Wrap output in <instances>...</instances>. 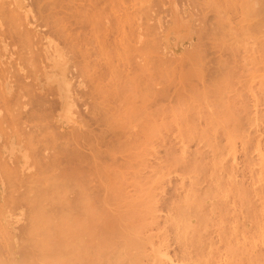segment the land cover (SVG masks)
<instances>
[{
  "label": "bare ground",
  "instance_id": "6f19581e",
  "mask_svg": "<svg viewBox=\"0 0 264 264\" xmlns=\"http://www.w3.org/2000/svg\"><path fill=\"white\" fill-rule=\"evenodd\" d=\"M4 1L0 0V28H1L0 35L2 34V29H3L6 35L7 34L10 35L8 36L10 38L5 37L6 39H9L8 40V43H9L10 41L12 42V40L14 39V34H15L16 35L15 38H19V43L18 42L16 43L18 39L17 40L14 39L15 43L13 40L12 44L20 45V47H22V50L20 49V47L19 49L16 47L17 50H15L11 45L10 47L12 49H10L9 44L6 43L7 40H4V39H3L4 42H2V44L3 45L4 43L7 44L11 52L17 51V54H19L21 51L24 50V52H26V56H24L25 55L24 52H23L24 55H18L19 57L17 58V61L18 60L19 61L18 62L15 60L13 61L15 63L17 62L15 66L12 63V61H10L12 65L11 63H8V65H11V66H7V67L4 64V62L6 63L7 60L6 61L3 60L4 62L2 63L0 62V76H1L0 86L2 87L1 93L4 92V93H8V94L10 93L11 95L12 94L14 95V96L12 95L13 100H11L12 96H10L11 99L9 100L11 101L5 100L7 96L5 98L3 97L2 100L0 99V101L2 102L6 101L2 107L4 111L1 110L2 105L0 106L1 108L0 110L3 112H5L6 110L7 111L6 114H8L9 112L8 116L3 115V119L4 117H6V121H8L7 119H9V124L8 122L7 124L10 125V122H11V127H9L11 128V131H12V128L15 126V124L17 126L19 123V126H18L19 128L17 127L16 129H19L20 131L24 130V129L21 130V127L24 126L25 128V130L23 131L24 133L21 132L19 134H22V133L24 134V140H25L26 145L24 141H23L24 145L23 144L21 145L26 146V148L28 149H25L26 151L25 150H21V151H25L26 152V153L24 152L25 155L27 153H31L29 154L30 156L28 154L27 155L28 157H30V159H32L31 162H29L30 160H26V159H29L26 157L27 155L24 158V160L29 162L30 164V165L28 164L30 166L29 168L30 171L28 169L27 163L25 164V161L17 165L15 162L17 160L16 158H14V156L13 158L15 160H13V158L12 160L5 159V158L4 160L0 159V204H1L0 205V216L2 215L1 214L2 205H5L4 207H7V210L9 208V210L11 211L13 210L17 211V209H20V211H24L23 218H21V221H23L24 219V222H25L24 225L22 224L23 228H21L22 225L20 224L21 223L20 222L19 225L21 226L20 227L17 226L16 230L20 231L19 238L21 235L20 241L19 239H17V242L23 243L21 242L22 240L24 241L25 244L22 245L19 243V246L16 247L18 251L15 254L21 253L19 263L16 262V264H214V262L212 261V258L213 256H215V253L213 255L210 254V249H211V246L213 248V245L215 244L216 241L212 242V239H211V243L209 244V243H206V240L203 238L205 232L209 228H213L214 229L213 232L218 234V236H220L221 238L222 232H226L227 230L236 231L237 228H240L239 226H237V223L240 221L237 219L238 218L237 214L239 215L242 214L241 217L244 214H246L245 216H247L246 217L247 221L249 219L251 223L253 222L252 224L253 226L256 225L255 228H257V230L260 233H264V108L262 109L258 108L259 105H264V79H262L264 78V60H263L264 58L262 56H260L261 58L259 57V59L258 57H256L258 60V62L256 60V63H262L263 65L262 67H257V68L252 67L253 69L249 70L250 68L245 66L246 70L248 68V72H246L243 66L244 70L242 71L249 73L247 74L248 77H246L245 75L246 73L244 75H243L244 72L240 73L242 67L241 69L236 67L238 65L237 63L238 60H236L234 56H236L235 54L238 52V50L237 52L235 50L239 48L237 46L236 48L234 44V48L236 49H232L233 45L227 44L228 41H226L227 42L226 45L223 43L228 38L229 39L232 38V35H233L232 33L235 31L234 30L235 28L237 29V27H234V28H231V27L235 25L236 22H239L235 26H239L241 33L242 31L244 33V34L242 33L243 36L248 34L251 31V29L249 32L248 30H245L246 28H249L251 26L254 28L253 31L256 30V33H258L259 31L260 33L264 32V15H263L264 13L262 12L264 8H262L263 6L261 7V3H259L258 0H235V1L232 0V2L234 1L235 5H233L234 3L232 2L230 3L229 2L230 0H227V2H229V5L227 2L223 3V1L225 0H221L222 3L224 5L227 4L228 7L232 4L236 8V6H238L237 4H239V6H241L239 9L240 12H241V9H244V7H245L244 9L245 11H247L246 10L247 7L248 9L254 6L258 8L257 12L254 11L255 7L252 8V10H250L251 9L250 8L249 9L250 12H248L249 10L247 11L248 13L247 16L248 15L250 16V14H254L252 17L250 16L251 17L250 19L246 18L247 17L245 16L246 14L245 15L243 14L245 12L242 11L241 15H239L242 18L241 17L236 18V20H234L236 21L235 24L231 22L232 23L231 26L230 24L229 25L227 24V26L233 30V32L231 33L232 34L231 38L229 37L230 34H228L229 36L223 34V31L227 30V29L224 30L223 24H226L227 22L230 23L229 21L230 13L228 14L229 16L225 13L227 5L225 6V9H224L225 11H224L223 9L220 8L221 6L217 7L218 4L217 5L215 4L217 0H215V3H213V5H212L213 0L212 1L208 0L209 2H211L210 7L208 4V1L206 0L207 5H208L206 6L208 8H211V10L207 9V7L205 6L207 10L204 9L203 11L205 12L207 11V13H209L208 10L211 12L214 9V12L216 13V15L218 16L220 15L223 18L224 17L223 14H225L226 15L225 18L228 17V19H226L228 21L225 20L226 23L224 21L225 18L223 19L221 18V20L223 21V22L221 21L223 23L222 24L223 26H221V29H223V31L220 29V27L218 28V30L220 29L221 33L224 36L223 35L221 36L220 33L216 34L215 32H213L214 28L216 32L218 30L216 29V27L213 28L209 24L212 21V20L210 21V17L209 19H206V20L209 21L208 24L212 27V30H210V32L214 33V34L212 33L213 37L215 36V34L220 35L222 37V38L220 37V40L222 39L223 41L221 40L222 43L221 42L219 43L224 44V46H227V47L230 45V48H226V47L223 48V45L221 47V44L218 45V43H215L217 44L215 45L216 48L214 47L215 50L221 51L219 47L224 50H227L225 52L231 51L230 53H232L234 50L235 52V53L233 52L234 55L229 54L230 56H226V59L227 57L231 58V55H233L235 60L232 57L230 61L231 62L234 61L233 66L234 65L236 66L231 68L230 65L232 66V63L229 62L230 64L229 65L228 64L229 60H228L227 61L228 66L221 64V66H223L221 67L219 65L222 62L220 61L219 63L218 61L221 55L218 56L219 57L218 59L214 58L216 59L215 61L216 62L218 61L219 64L215 62H212V63L213 64L215 63L218 65V68L216 65V68L218 70H220L221 68L220 70L221 72L218 71V74H217L218 76L219 74L220 76H222L221 78L219 77L220 79L216 78L218 77L215 74L217 72L215 70L217 69L214 68V65L211 62L210 63L212 64L213 67L210 66V68L212 67L214 69L213 71L215 72L212 73V71L209 70L210 69L209 67H208L209 69L202 68V72H205V69H208L209 71L207 70L208 71L207 73L211 72L212 74L211 73L209 74H211V77L216 76L215 78L209 77L210 75L208 76L205 75L206 72L203 74L205 76H202L200 73H198V70H196L197 71L196 72V71H193L187 68V70H190L191 72L193 71L194 74L201 75L202 79L203 77L206 78L207 76V79L204 78L203 79L204 82H203L200 80L201 78L198 79L200 76L197 78V76L194 75L195 80H197L196 82V81H193L194 78H191L193 77L191 73L186 72V75L187 73L191 75V77L188 76L191 79L190 80L186 79V80L190 81V83L192 82L191 85L189 84L190 86H188V84H184L186 85L185 88H187V86L190 87V88H187L188 90L186 89L180 90V89H184V88H181V85L185 81L181 82L180 85H176L178 83L175 82V78L170 79L172 77L171 75L172 74L174 75L176 73V72L172 73L174 70L172 71L171 70L172 67L170 66L176 63L177 57L176 58L172 57V59H175L174 60L175 62H172L173 60H171V58L167 59L168 61L170 60L173 63L172 64L169 61L170 62L169 64L165 60V58L160 56L161 53L163 55L164 49L161 48L163 50L161 52L159 50L160 49L159 47L162 46L160 44L161 42L160 43L157 42L159 37L157 38L156 36H160L159 31H158V34L156 33L157 35L154 37L155 35L154 25L157 26L158 24L156 22L157 21L156 19L158 18L157 16L159 14L155 16L156 19H152V15L154 16V13H155V9L153 8L158 5H159L158 7H160V3L157 5V2H161V0L159 1L157 0V2H152V3L151 1L145 0L146 4H143L144 2L143 0V2L141 3L143 5H139V6L129 4L128 6L129 8L134 6V9H130V11L129 9H127L128 0H126L127 5L126 3H124L125 0H32V2L34 1V4L31 2V5H35L34 9H36V11L40 15L44 14V12L45 14L47 13V15L44 17L45 19L47 17L48 20L47 21L45 20L46 22L43 21V23L44 25L47 26V29H48V26L50 27L49 29L50 33L48 32L47 34H51L52 32L56 34L54 35L52 33L53 36H56V42L55 40L51 39L50 37L51 35L41 36V34L38 35L37 33V29H36L37 24H39L40 26L43 25L42 22L40 21V19L43 18V15L36 17L37 15H39L37 14V12H36L37 15H33L35 14L34 10L29 8L31 12L34 11L33 13H30V10L23 9L24 5L20 6V2H18V0L13 3H12L13 0H11V2H9L10 0L7 1L8 8H5L4 5L6 3ZM24 1L26 0H23V2ZM132 1L133 0L131 1L129 0L130 3ZM164 1L166 2V0ZM197 1H199L198 2L199 4L200 2H202V0L201 1L197 0ZM28 2H25V3H28ZM260 2L262 1L260 0ZM123 3L126 5L125 10H123L124 8H122L124 6ZM153 3H156V4H153ZM179 3L180 2H178L177 4L181 6L182 3L181 4ZM185 3H188V2H185ZM190 3L194 4V2H191V0H190ZM205 3H202V5L203 4L205 5ZM170 4L171 3L169 2V5ZM174 4H176V2ZM214 4L218 9H221L222 11L219 10L217 12L216 7L212 8ZM258 4H260V7H261L260 9L258 6H256ZM27 5L28 4H25V7ZM195 5H196V2H195ZM106 6H111V7L113 6L112 8L110 7L111 9H114L115 7H119L120 9L122 8L120 12L124 11L122 12L124 19H125V20L123 19L124 22L125 21L129 22L132 20V23L129 25L130 27L128 28L127 26V29H126V33H127V30L132 29L130 32H128L129 34L131 33V35H129L128 33L123 34L120 32L121 36L126 35V37L124 36V41H123V38L120 36L121 40L124 42V43L123 42L122 43L120 42V43L124 44L123 46L125 47L122 50L123 46L117 45L119 46V48H121L120 50L122 51L121 52L120 50H117V53L118 51H120L119 56L123 53V56L121 55L122 58H120L117 55V59L119 57L120 60L122 61L124 57L123 59L124 63L123 62L122 63L123 65L124 64L126 65L125 66L126 69L123 68L124 66L122 67V65L120 64L123 69L122 68L119 69L121 70L119 73V76H116L118 77L116 78L118 82L116 83L114 82L115 84L112 86L113 89L108 87L109 84L108 86L107 84H105L107 78L105 79L104 84H101L99 82L100 85L104 86V87L101 86L102 88H104L102 90L106 89L105 86L108 87V89H106V92L107 93L110 92L108 94L111 95L112 99L108 96H105L103 98L100 97L101 98L100 99L99 96L102 95V93L100 92L101 87L99 88L100 85H98V83L92 82V81H97V79L91 78L92 80H90V78H87V76L89 75H91L89 77H93L97 73H102V72L96 71L97 72L96 73L94 71L95 73H93L92 71L89 70L90 71V74H89V72H87L88 67L85 68V66L89 65L90 63L89 64L87 63V65H85L86 62L85 64L81 62V59L82 57L85 56L84 55L85 53L89 58L90 52L89 53L85 52L86 51L85 49L90 48L89 50L91 51L94 48L93 44H91L93 48L88 46L89 43H92L91 41L88 40V36L86 35H85L86 37L84 36L87 39L82 37V32L84 34L86 33L84 32V30L87 27V25L84 28L83 26L87 23H88V26L92 25L90 26L91 29L90 28L88 29L91 30L90 34L93 33V36L94 34H98L99 31L101 32V28L104 26L103 35H101L100 33V35L103 36L102 38L103 41L101 40V44L103 43L102 44L103 46H108V49H110L111 43H109L110 39H108L109 38L108 34L113 31L109 33L108 31H110L109 28L111 29V25L114 20L113 21L110 20L112 22L111 24L109 23L110 21L108 19L110 18L108 17L110 16H108V13L111 11L109 8H106ZM161 6L164 7L163 4ZM239 6L237 8H239ZM190 7H192L191 10H194V11L197 8L196 7L195 9H193V7H195L193 5H191ZM228 7H227V10L229 11L230 7L229 8ZM234 7L231 8L230 12L231 14L233 12V14L235 15L233 14L232 15L236 17L238 11L237 13H235L237 9L232 11L233 9H235ZM107 9H108V13H106ZM198 9L200 10V12H198L199 11ZM197 10L198 11H195V12H198L197 16L199 18L200 17L204 18L203 21L205 22L206 13L205 14L203 13L205 15V16L203 15L204 16L203 17L201 16L202 15L201 8H197ZM156 12L158 13V10ZM240 12L238 14H240ZM163 13L164 12L160 13V15L161 14L163 15ZM199 13L201 14L199 15ZM31 14L33 16H31ZM142 14H145V16H143ZM192 14H189V16ZM242 14L244 16H242ZM114 15L116 14L114 13ZM117 15L119 14L117 13ZM164 15L166 16V13ZM197 16H195L196 19H197ZM218 16H216L217 17L216 20L219 19ZM116 17H115L116 19L115 21L120 22V20H118L119 16L118 18ZM163 17L161 18L164 21L166 17L164 18ZM183 17L184 16H182V18ZM253 17L255 18L254 20H253ZM36 18L39 19L40 22L37 23L35 20ZM186 18H183V19L185 20ZM243 18L244 20L248 19L247 23H250V25L247 24L249 25L248 27H246L247 26L246 23H241L243 21ZM111 19H114V18H111ZM143 19H145L146 21L145 22L142 21ZM196 19L195 21H197ZM149 20H155L154 23L156 24H154L153 27L152 25H148L147 21ZM166 20L168 19L166 18ZM198 20L200 22L202 21L201 18ZM249 20L252 23L253 22L255 23L252 25L251 22H248ZM195 21H194V26L196 27L197 25H195L196 23ZM213 21L212 22L215 24V19ZM80 22H83V24L84 23L85 24L83 25L81 23L82 26H80L81 27L80 29L82 32H79L80 31L79 30L77 34V32H75L74 30L76 29L77 31V27L79 26L78 24ZM217 22L221 23L219 22V20ZM99 23L102 26H99L100 25ZM115 23L116 22H114L113 25H115ZM150 23H153V21H150ZM165 23L168 24L169 22L167 23L166 21ZM202 23H196V24H198L199 27L201 26L200 28L203 30L204 28L207 27V25H205L207 24V22L204 23L203 26L201 25ZM121 24L122 23L120 22V25ZM124 24L122 25V27H124ZM243 24L245 25L246 28L245 27L240 28V26H242ZM39 25L37 28L40 27ZM73 25L75 26L77 25L76 27H74L75 29L72 27ZM96 25L99 27V28L97 27L98 30H96ZM133 26L135 27L133 28ZM92 27L95 29V31L93 30L94 32L92 31ZM155 28L157 29V27ZM230 28L229 30H231ZM151 29H154V31ZM207 29L208 28H206L205 30L207 31ZM239 29L237 30V32L236 31L234 32V34L238 33V35L236 34V37L237 36L241 37L240 36L241 34L239 35L240 33ZM197 30L199 31V29ZM202 30H201V34H202ZM123 31H124V28H123ZM142 31L143 33L146 34L147 39H145L144 35L142 36L143 33H140ZM150 31H152L153 34L150 33ZM244 31H247L248 33ZM38 32L41 33V30H38ZM210 32L208 31L207 35L204 34V38H206L210 34ZM74 33H76L75 36L73 35ZM199 33L200 31L197 34ZM262 34L264 35V33H261V35L259 36H263ZM33 35L35 36V38H36V35L37 37L39 36V38L33 39L32 37ZM57 35L60 37L59 40H61L62 44L70 43L69 51L73 54L75 52H72L71 50H74L76 48L73 46H79V41L81 37H82L81 39H85L89 41V43L87 42L85 43V41L83 42V40H81L84 44H87V46H84L85 49L83 48L85 51H82V54L85 52L83 54L84 56L83 55L81 56V52L79 50L82 48V44H81V47L79 46L80 48L75 49L76 53H77V50L80 52V53L78 52L75 55L76 60H78L77 55L79 58H81L78 60V62L77 61L75 62L74 60L75 56H72L70 52L68 53L71 54V58L73 57L72 59L74 61L72 59L71 60L72 62H75L74 66L77 63L76 66L78 67L79 63L81 62L79 67L85 68V69L82 68L83 74L85 73L86 75L85 78L89 79L90 81H86V79L83 80V77H82V80L81 79L79 80H81L82 83L87 82V84L88 82H90V84H88L89 88L87 89L86 87H84V85L81 82H79V84L78 82L77 83L74 82V84L76 85L78 84L79 86L80 84H82L83 86L81 85V88L84 87L82 89V92L84 89H86V91L93 90L95 92V94L93 91H90V92L88 91L87 93H85L86 91L83 92V94L85 93V96L86 94H90V96L87 95L89 97L86 96L87 99L91 98V100L89 99L90 101H88L86 97L83 98L84 95L81 98L83 99L82 102L84 103H81L80 100H78L80 99L79 97H77L78 99L76 98V101H75L76 104L72 102V100H74L75 97L70 100V98L74 96V95H71L70 97L69 95L71 93L69 92L70 88L74 87V84L71 83V81L73 80L78 81V78L81 77V74H79L82 71L81 69H80L81 71L78 70L79 72H77L75 69L77 74H79L78 76H80V77H77V74L75 73L76 75L75 77L77 78H74V74L72 75L73 69H72V72L69 73L70 72L69 71L68 74L65 72V70L61 71L60 77L58 78L54 75V73L56 74L57 72L55 70L53 73L52 69L54 67L61 66V68L62 67L65 68L68 65L67 64L66 66H63L61 64L65 60L61 58H67L66 52L68 50L67 48L68 45L66 44L67 47H65L62 44H60V46L62 45L63 47L67 49L65 50L66 52H64L66 57L65 56L63 57V55L60 54V52L62 53V51L65 48L61 50L62 47H60L61 48L60 49L59 46L57 47L54 46L56 44L59 45V43H57V40H58ZM76 35L77 36L81 35V37L78 36V38L80 37L79 41L77 40L78 45H76L75 44L76 41H74L75 42L73 43L74 45L72 44L73 49H71V42L73 41H71V39L68 40L67 38L75 37V40H76L77 39ZM114 35H116L115 30H114ZM1 36L3 38V36L5 35H1ZM62 36L66 38H62ZM96 36H94L95 39L94 37L93 38L91 37L89 39L90 40L94 39L93 41H95ZM111 36L110 38H113L111 39V42H112V40L114 41L115 36L114 37H111ZM140 36L144 37V39L142 40V43L144 40L145 41L143 43V48L134 45L135 47H133V52L137 51L139 54V57H138V60L135 62V65L132 66L130 62L131 56L129 55L130 58L127 56V54H129L128 52L129 45L131 46V43L136 42V41H133L134 38H135L134 40L137 39V41L141 42ZM225 36L226 37L228 36V37L226 38ZM213 37H211L208 40L210 41L211 39H213ZM223 37H225L224 38L225 40L223 39ZM129 38H130V41L131 39L133 41V42H130V44L128 41ZM155 38H157L156 42H155ZM217 38H215V40H218ZM98 40L99 39L97 38L96 43ZM121 40H118L117 44H119V41ZM196 40H197V36H196ZM201 40H203V42L205 43L206 41H208L206 39H205L206 41H204V39H200L196 43H198V45L199 44L201 45L202 44L200 42ZM215 40L211 41V43L215 42ZM233 40L234 38H232L231 41ZM263 40L264 39L261 38L262 42H264ZM116 41L112 42L111 47L112 45L113 47H115L114 45H116L115 44ZM99 42L100 41H98V43ZM106 42H107V45H106ZM140 42L139 44L142 45V43ZM37 43H38V46L36 45ZM39 43H40V46H39ZM157 43H159L161 46ZM101 44L99 46H101L102 48L103 46ZM189 44L191 46V43ZM203 45L204 43L202 44V46ZM13 46L15 47L17 45H13ZM35 46H37L38 48H34ZM211 46L213 47V45ZM263 46L264 45L262 44L260 45L259 47L260 52L263 51V50L261 51V48L263 49ZM57 48L60 49L61 51H57L58 50ZM100 49H96V50L99 51ZM113 49L115 48H112V50L110 51L108 50L110 53L106 52L107 50H105L104 52H106V55H108L107 53L109 54H111L112 52L115 53L116 51L114 52ZM197 49L199 50L200 48L197 47ZM198 50H197V53L195 52L196 50L193 51L194 56H192V54H190L189 52L191 57H195L194 52L196 53L197 58H195L194 61L192 60L193 62H191L188 59L190 55H188V57L185 58L183 55L185 53L184 52L182 53L184 57L183 59L185 60V62L188 59V61H190V63L193 66H195V69H197L196 68L197 66L195 64L197 63L201 64L200 60L202 59V57L200 60L198 59L200 57V55L198 54ZM201 50L202 49H200V51ZM38 51H40L42 58H40L41 55L38 56L39 54ZM94 51H95V48L93 52ZM100 51L102 52V55L105 56L103 50H100ZM200 51L199 53L203 55V53ZM11 52L9 51V53ZM15 52L13 53V55H15V58L12 55L9 56L10 58L12 57L11 58L12 60L13 58L16 59L17 57V54H15ZM204 52L205 53L203 56L206 55V50ZM252 52L255 53L254 51ZM6 54L8 55V53ZM20 54H22V52ZM70 54L68 55V57L70 56ZM94 54L95 52L93 54H90V56L91 55L93 56ZM168 54H170V52H168ZM223 54H226V53L223 52ZM256 54H255L256 56L261 55V53H259L258 55V52H256ZM262 54L264 56V51L262 52ZM2 55L3 54H1L0 56ZM172 55L173 54L171 53V56ZM250 55H252V53ZM87 56L86 58L84 57L86 61L89 60L87 59ZM108 56L110 57H106V58L104 57V59H108L107 61L109 62V59H111V55H108ZM115 56H116V53H115ZM167 56H170V55H167ZM167 56L165 57L167 58ZM38 57L40 58V61L41 59H43L42 63L45 62L42 66L40 65L42 63L39 61ZM6 58L8 57L6 56L5 59ZM112 58L114 60H117L114 58V54ZM204 58L205 59H202L204 61L202 62L203 64L201 65L202 66L204 64L209 65V63L207 62L208 61L207 58L206 57ZM37 59L40 62V63L38 62L39 64L36 63ZM128 59H130L129 60L130 63L128 62ZM209 59H210L209 61L212 60L211 58ZM226 59L225 57H223L222 61ZM45 60H47V62ZM205 60H207L206 61L207 63H204ZM126 61L130 65L126 64ZM178 61H180V58ZM112 62L114 63L116 61H112ZM118 62L119 60L116 63L117 64L121 63V62L119 63ZM183 62L180 65V68H179L180 70H183L181 69L182 66H183L182 68H184ZM194 62L195 64H193ZM110 63H108V65ZM3 64L5 65L4 67H2ZM189 64L186 66H189ZM39 65L41 69L43 70L45 69L46 72H44L45 70L43 71L40 68H38ZM51 65L52 67H50ZM71 65H73V63ZM71 65H70V68H73L74 66L71 67ZM81 65L83 66L81 67ZM177 65H179V63H177ZM201 65H199L200 68L202 67ZM12 66L14 67L13 69H12ZM32 66H35L34 68H37V70L40 69V71H38L40 73L43 71L45 75V79L47 81L52 80V82L56 83V92H52V93L53 94L56 93V96H58L57 97L58 99H55V100L52 99L51 97L53 96V94L51 97L50 96L48 97H50L52 102L53 103L55 102V104H56V101L59 100L61 106L66 105L65 111L66 109L70 107L71 104L72 106L73 104H75L76 106L77 104L79 105L80 103L81 104L79 106L89 109L91 108V106L87 102H86L87 104H85V101H88L89 103H91L92 108L90 110L92 111H91L90 120L92 121V123L90 126L85 125V124L84 126H82L81 124L80 127L82 126L83 129L86 126L84 131H82L83 129H78V126L75 125V130L77 127V129L81 131L78 132L74 130L75 131L74 132L72 130L71 135L72 134L73 135L72 136L70 135L69 138H66V140H64L63 143H61L63 140L60 142V139H63V138L65 139V136H66L65 134H67L68 136V134L71 131L70 132L66 131L67 133H64V134H62V132L61 134L57 133L56 130L58 131V129L56 128H58V126L55 128L54 126L56 125L54 124V122H53L54 126L51 127L52 122L50 121V119L51 117L53 119V116L48 117L50 118L49 120L44 119V117L47 118L48 116V115L46 116L44 112L50 107H52V106L49 107L48 100L50 99L46 98L47 96L44 97L45 95L44 92L45 91L48 92V90L51 92V90L54 91L55 89L53 87H51L53 89H50L48 85V88H49V89L47 88L48 90L42 88L43 89L42 91L44 92H41V93H43L44 95L40 94L39 96V94L38 95L33 94L34 91H36L39 88H33V85L31 87V84H30L31 82H34L36 80V78L35 80L33 79V77L36 76V71H35L36 69L32 68ZM118 66L116 67L113 65V67L117 68V70L114 68L116 72L119 71ZM130 66H132L133 68L131 69ZM190 66L189 68L192 67L193 69V66L191 67ZM206 66L204 65L203 67H206ZM127 67L129 69H127ZM28 68H30L31 71ZM48 68L50 69L52 68V69L48 70ZM176 68H178V66H175V69ZM179 69H176L175 71ZM184 69H186V67ZM200 70L201 69H199V72ZM185 71H183V73L181 71L180 72L184 74ZM28 72L30 74H28ZM180 72L177 74L176 78L180 76ZM34 73L35 75L33 76ZM170 73H171L170 75L171 77L166 79V77L169 76ZM238 73H240V75ZM256 73H262V74H256ZM69 74H71L70 77H69ZM29 75H31L32 79ZM258 75L259 77L260 76L262 77L259 78ZM97 76L93 78H96ZM100 76L98 77L100 81L102 82V79L100 78ZM29 77L31 79V80L29 79L31 82L29 81L28 83L26 80ZM42 77L43 76H41V79ZM184 77L186 78L187 76H184ZM208 77L209 79H214L213 80L214 82L212 81L213 82L212 83L210 81H207L209 80ZM242 77H243V80H241ZM161 78H164V80L165 79L168 80L167 84L163 85L165 81L163 79L162 81ZM169 79L172 80V83L175 82L174 85H176L173 88L171 87L172 89L169 88L171 86L170 84H172ZM178 79L177 81H179ZM232 79H235V80H232ZM4 80L5 81L7 80L5 85H3L2 83L4 82ZM254 80H258L256 83L258 87L256 89L253 88L252 86V82L254 83ZM198 81L203 83L204 89L199 88L198 85H196ZM205 81H207L208 84L209 82L211 83L210 87L208 85L209 88L206 87L207 83ZM91 82L93 83L92 85L97 84L95 86H97L98 88L97 87L95 88V86L92 87V88H95V90L90 88L92 86ZM193 82H196V83L193 84ZM185 83H189V82H185ZM70 84H73V86L72 85L70 86ZM87 84L85 85L87 86ZM78 85L77 87L75 86L76 88H74V92H76L75 89L78 88ZM195 85L200 90L199 89L197 90V88H195ZM178 86L180 87L179 89H177ZM200 87H202L201 84H200ZM81 88L79 87L78 90ZM173 89L176 91L175 93L172 94L173 91L171 92V90ZM71 90L73 89L71 88ZM78 90H77V94H78ZM110 90H113V92L111 93ZM185 91L187 93H185ZM74 92L72 94H74ZM99 92H100V95L98 96ZM1 93H0V97L2 98V96H4L5 94H2L1 96ZM80 93L81 91H79V94ZM104 93L105 92H103V94ZM107 93H105L104 95H106ZM48 94H51V93H48ZM93 94L95 95V97ZM96 95L98 96L97 98H96ZM106 97L110 98L111 101L109 99H106ZM8 98H9V95H8ZM97 99H99L98 101L100 100L102 101L103 99L106 100V102L110 101L112 103V104L110 103L111 107H109L110 104L107 106L104 100H103L104 103H102L101 101L98 103ZM53 103L50 105H53ZM82 104L83 105L85 104V105L83 106ZM94 104H98L99 106L100 104L101 105L104 104V105L103 107H99L96 105L94 106ZM86 105H89L90 107L88 108L86 107ZM104 106L108 107V109L105 108ZM76 107L78 108V106ZM63 109L64 108H62V111ZM70 110H67L69 112L68 114L69 116L71 115L73 116V114L78 115L77 109L75 110V113L73 112L74 110L73 111H70ZM41 114H42V121L40 122ZM88 114H90V112ZM0 115H2V113H0ZM43 115L45 116L43 117ZM37 116H39L38 117L39 120L36 118ZM33 119L36 120L34 121L36 130L35 128L33 129L35 131L32 130L33 124L31 125V123H34ZM37 120L40 123H38ZM78 120L80 121L81 119L78 118ZM49 121L51 122V125ZM130 126L135 127L136 130L132 131L133 129L131 130ZM53 128L55 129V131ZM95 129H99L100 132L98 131L95 132ZM0 131L3 132L4 131L3 128ZM20 131H17V132H20ZM2 132L0 134H2ZM173 132L174 133L176 132V133L173 134ZM19 134L17 133V136ZM126 134H128V136L132 134L133 136H135V140L137 136V142L139 140L138 136H140L139 144L136 145V147L132 148L129 146L131 142H119L121 138L127 137ZM172 135L173 136L175 135L176 138L178 137V140L174 139L175 137L173 138L175 141H177L178 144L173 142L174 140L171 139L173 137ZM20 136L21 135H19V137ZM4 137H7V136H4ZM21 137L23 139V135ZM5 140L6 139L4 138L3 139L4 143L7 142ZM58 141L61 144L57 143ZM192 142L199 143L198 145L200 146L196 145V147L198 148L195 147L196 150L193 149L192 151H190V147H191L190 144ZM237 142L240 144L241 147L237 145ZM1 143L3 142L1 141ZM15 143H16V139H15ZM161 143H165L164 147H165V154H166L164 155L165 159L164 160L162 159V161H160L161 158L157 156V153H158L157 147L161 146ZM201 144L204 150H202ZM114 145L119 146V148H117L116 150L118 151L122 150V152L127 151L129 153L127 156L126 166L130 160H134L137 163L136 164L130 161L134 163V164H131V163L128 164L129 168L131 169L127 168L128 166L124 167L125 170L127 169L131 171L130 173H128L127 171L128 173V174L126 173L127 175L124 174L125 172L124 170L123 172L121 171L122 172L121 174L118 173L114 176L109 175V173H106L104 171L105 167L104 165H102L103 163L96 161L98 158H100V155L104 153L105 151V150L104 151L101 150L102 146H106V148L109 149L110 147H113ZM237 146L240 147L241 151L240 149H238L239 147ZM0 148H1V145H0ZM82 150H88L89 154L91 153L90 156L87 155L88 153L85 154L84 151ZM6 151L7 150H5L4 152ZM18 151H20V149ZM107 152L110 153L107 150L105 154H107ZM239 152L243 157L241 169L243 168L242 170L248 174L246 176L248 178L244 177L245 180L246 179L249 180V181L247 180L248 181L247 183L244 182L245 180L242 181V180L237 179L238 172L240 170V163L237 162V158L239 157L237 154H239ZM14 153L15 151H13V154ZM16 155L17 153H15V156ZM23 156L21 155V157ZM148 156H151L152 159L149 160L150 157L148 158ZM32 166L34 167L33 169H31ZM111 176L112 178L114 177L115 179H118L120 182L122 181L125 183H129L132 187H134L136 194L129 196L128 192L125 191V188H123L122 185H119L118 183H115V185L113 183L114 185L113 186L111 184L112 182ZM171 183H173V190L171 191L172 187L170 189L171 194L169 192L170 195L167 194L168 197H166L167 196L166 194H165L166 196L161 197L163 193H168L166 192L167 190L165 188H167L168 186L170 187L169 184ZM167 184L168 186L166 187ZM102 187L105 188V190L107 191L106 193L108 194L107 195L105 193L104 197H102L99 194L101 191L104 192V189ZM159 196H160V199H159ZM214 199L215 200L217 199L215 203L208 202L209 200L213 201ZM113 203L115 204V206H113L114 205ZM110 205L112 206V208L113 207L117 208V210L114 209V211L116 210V213L113 212L112 209L111 210L114 214L111 212ZM16 211H15V214H16ZM4 213L5 211L3 210V214ZM228 218H230V220L231 219L234 220L235 225L226 229L225 225L223 224ZM244 218L245 217L241 218V221L243 219V222H244V220H246ZM240 223L242 224V222ZM1 225L2 224H0V226ZM3 228L1 227V229ZM19 228H21L22 230H20ZM1 229H0V232H3L1 231ZM241 230H244V228H242ZM5 231L6 229L4 230V232ZM7 232L8 231H6V233ZM9 232L11 231L9 230ZM3 234L4 233H2V235L0 234V236L4 237ZM211 234L212 232L209 235ZM6 235L4 239H6V245H7L8 240L10 239L9 241H11V236L10 238L9 237L6 238ZM207 235H208V232H207ZM220 238H219V241H221L222 239ZM0 239L2 238L0 237ZM207 239H209L210 241L209 237H207ZM213 239L216 240V238H213ZM3 242H4L3 245H5V241ZM217 242H216V245L219 243ZM13 243H11V246ZM20 245H22L23 247ZM216 245L214 246L218 248ZM11 246L10 248H12ZM5 248H4V251L6 250L7 252V249ZM19 248L22 250H20ZM216 248L215 249L213 248V251L219 250ZM231 251L234 253L233 255H236L237 253V255H239V257L243 259V261L247 260L248 264H264V247H263V250L259 249L258 251V249L256 250L255 248L249 247V245L245 241H241L240 243L236 244L234 248H231ZM9 252H7L6 255ZM9 255L10 254H8V256ZM12 255L14 254L12 253ZM211 255H212V258L210 257ZM215 258H218V255L217 257H214V259ZM0 259H2L1 255H0ZM12 259L13 257L11 258L10 263L6 262L7 260L5 261V258L3 259V261L6 262V264H12ZM3 261H2V264H3ZM16 261H18V259ZM217 261H220V260L217 259L215 263ZM217 264H219V262Z\"/></svg>",
  "mask_w": 264,
  "mask_h": 264
},
{
  "label": "rangeland",
  "instance_id": "374dc122",
  "mask_svg": "<svg viewBox=\"0 0 264 264\" xmlns=\"http://www.w3.org/2000/svg\"><path fill=\"white\" fill-rule=\"evenodd\" d=\"M3 1H4V0H3ZM7 1H9V0L4 1V2L6 3V4L4 5L5 8H8V6H7ZM15 1H17V0H13L12 3L15 2ZM28 1H30V2H28ZM130 1H131V0H130ZM148 1H151V3H152V2H157V0H154V1H152V0H148ZM148 1H147V2H148ZM158 1H159V0H158ZM172 1H173V2H172ZM182 1H183V2H182ZM200 1H201V0H200ZM205 1H206V0H202V2H200V4L202 5V3H205ZM207 1H208V0H207ZM207 1H206L205 5L203 4V5L201 6V5L198 3L199 1H197V0H193V1L191 0V2H194V4H193V3L191 4V3H190V0H187V1H185V0H177V1H176V0H170V1L166 0L167 3H166L164 0H163V1L161 0L162 3H161V2H157V5L160 3V7H158V6H159V5H158V6H155V7L153 8V9H155V13H154V16L152 15V19H156L155 16H157V15L159 14V15L157 16L158 18L156 19V20H157L156 22L158 23L157 26L154 25V24H156V23H154L155 20H149V21H147L148 25H152V27H153V25H154L155 27H157V29L154 27V29H155V32H154L155 35H154V37L158 34V31H159V34H160V36H161V37H160V36H156L157 38H158V37L160 38V39L158 38V41L156 40L157 38H155V42H156V41L159 42V43L161 42L160 44H161L162 46H161L159 43H157V44H159V45L161 46V47H159V48H160V49H159L160 52L163 51L162 49H164V51H163V55H162V53H161L160 56L163 57V58H165V60H166L169 64H170L171 61L169 60V61H170V62H169L167 59L171 58V60H173L172 62H175V61H174L175 59H172V57H173V58H176V57H177V58H176V63H174V64H176V65H174V64L171 62L174 66H173V65L170 66V67H172V69H171V68H170V69H171L172 71L174 70L172 73L176 72V73H175L176 75H175V74H174V75H173V74L171 75V73H170L169 76L166 77V79L172 76L170 79L175 78V82L178 83V84H176V85H180L181 82H184V81H185V82H189V83H185V82L182 83L181 88H184V89H180V90H185V89L188 90L187 88H190V87H188V86H190V85L192 84V82L190 83V81H187V80H188V79L190 80L191 78H194L195 76H197V78L200 76L198 79L201 78L200 80L204 82L203 79H204L205 77H203V79H202V76H205V75L208 76V75H210L209 77H211V74H212L213 72H215V71H217V72L215 73V74L217 75V74H218V71L221 70L220 67H219L220 70H218V69H217V68H218V65L215 64V63H218V61H219V63H220V61L222 62V63H220L219 66H221V64L228 66V65H227V61H228V60H229V61H228V64H229V62L232 63V66L229 64L231 68H233V67L236 66V65L233 66V62H234V61H232V62L230 61L231 58H232L233 55H234V54H233L234 50H233L232 53H230L231 51H230V52H225V51H227V50H224V49H222V48H220V47H219V49H221V51L223 50L222 52H221L219 49H217V50H219V51H216V50H215V48H216L215 45H217V44H215V43H218V45L222 43V42H221L222 39L220 40V37H221L223 34H225V35L230 34V36L228 35L230 38H231V35L233 34V35H232V38H234L233 41H231L232 38H231V39L228 38L229 40H228V39L225 40V39H224V38L226 37V36H225V37H223V39L225 40V42H223V43L226 45V43H227L226 41H228L227 44H232V45H233V46L231 45V46L233 47V48L231 47L232 49H236L237 47L239 48V49H236V50H235L236 52H237V50H238V52L235 54L236 56H234V57L236 58V60H238V62H237L238 65H237L236 67H238V68H240V69H241V67H242L241 72H240V70H239L240 73L244 72V73H243V75H244L246 72H248V68H247V70H246V67H245V66L249 67V68H250L249 70H251V69H253V68H257V67H262V66H263L262 63H256V60H257L256 57H258V59H259L260 56H262V57L264 58V56H263V54H262V52L264 51V46H263V49L261 48V51H262V50H263V51H262V52L259 51V49H260V48H259L260 45H261V44L264 45V44H263L264 42L261 41V38L264 39V37H263L264 35H263V34H262L263 36H259V35H261V33H264V32H261V33H260V31H259V32L257 31V32L259 33V34H258V33H256V30H254L255 33H256V34H255L254 31H253L254 28H253L252 26H251L252 28H251V27L246 28V27H248V26L250 25V23H247V20L250 19V18L254 15V14H250V13H249L251 17H250L249 15L247 16V14H248L247 11H248L250 8H251L250 10H252V8H254L255 6H254V7H250L249 9H248V7H247V8H246L247 11L244 10V9H245V7H244V9H241V12H240L239 9H240L241 6H239V4H237V5L239 6V8H237L238 6H236V8L233 6V5H235V3H234L235 0H234L233 2H232V0L229 1L230 3H231V2L234 3L233 5L231 4L232 6L230 5L231 7L229 6L230 8L228 7L229 2H227V0L223 1V3H224V2H227L228 5H227V4L224 5V4L222 3L221 0H217V1H219V2L216 1V3H215V0H213L212 5H213V3H215L216 5L218 4L217 7L221 6L220 8L223 9V10L225 9V6L227 5V6H226V12H225V13H226L227 15L230 13V17H232L233 15H235V14H233V12H232L233 15L231 14V12H230L231 8H233V7L235 8V9H233L232 11H234V10L237 9L235 13H237V11H238V13L240 12V14L237 13L238 16L236 15V17H235V16H233L232 18L229 17V21H230V23H229V22L226 23V21H228V20H226V19H228V17L225 18L226 15L223 14V16H224L223 18H225L224 21L226 20V21H225L226 24H223V23H222L223 21L221 20L222 16H220V15H219V16L216 15V13L214 12V9H213V11H211V12L209 11V10H211V8H208V7H207V6H208V5H207ZM211 1H212V0H211ZM220 1H221V2H220ZM258 1H259V3H261V7L263 6L262 8H264V0H261L262 2H260V0H258ZM9 2H11V0H10ZM18 2H20V6H23V5H24L23 9H25V10H26V9H27V10H30V9L34 10L35 12H34V11L31 12V10H30V13H33V12L35 13V14H33V15H37V14H39V13L36 11V9H34V6H35V5H31L32 0H26V1H24V2H23V0H18ZM25 2H28V3H25ZM80 2H82V1H80ZM142 2H143V0H133V1L130 3L129 0H128V5H127V2H126V0H125L124 3H126V5H127V9H129V11H130V9H134V6H133V5H137V6H139V5L146 4L145 0H144L143 4H141ZM163 2H164V3H163ZM169 2L171 3L170 5H169ZM175 2H176V4H174ZM178 2H180L179 4L182 3L181 6L177 4ZM185 2H188V3H185ZM195 2H196V5H195ZM29 3H30V4H29ZM32 3L34 4V1H33ZM124 3H123V5H124L125 7L122 5V6H123L122 8H124L123 10L126 9V5H125ZM189 3H190V5H189ZM197 3L199 4L200 7L198 6ZM210 3H211V2L208 1L209 7H210ZM219 3H220V5H219ZM239 3H240V2H239ZM25 4H28L26 7H28V6H29V7L26 8V7H25ZM129 4H133V5H132L133 7H130V8H129V7H128ZM153 4H156V3H153ZM162 4L164 5V7L161 6ZM165 4H167V5H165ZM215 4H214V6H212V8H213V7H216ZM168 5H169L170 7H169ZM175 5L178 6V7H176ZM191 5L195 6V7H193V9H195L197 6H198L197 8H201V11H202V12H201V13H202L201 16H203V15L206 13V14H205L206 16L204 15V16H205V20H206V19H209V17H210V21H211V20L213 21V20L215 19V24L213 23L214 21H213V22L211 21V23H209V21L206 20V21L204 22V21H203L204 18H202V17H200V18H201V20L203 21V23H202V21L200 22V21L198 20V19H200V18L197 16V15H198L197 13L200 12V10L198 9V10H199V11H198L197 8H196L195 11H198V12H195L194 10H191V9H192V7H190ZM206 5H207V6H206ZM14 6H15V5H14ZM30 6H31V7H30ZM32 6H33V7H32ZM116 6H118V5H116ZM119 6H120V5H119ZM203 6H204V8H203ZM205 6L207 7V9H209V10H208L209 13H207V11H206V12L203 11L204 9H206ZM256 6H258L259 9L261 8V7H260V4H258V5H256ZM110 7H111V6H106V8H109L110 11H111L113 14H112L111 12L108 13V9H107V12H106V13H108V16H110V17H108V18H110V19H108V18H107V19H108L109 21H110V20H112V21L114 20V21H113V22H112V21L109 22L110 24H111V22H112V25H111V29L109 28L110 31H108V33L111 32V31H113V32H111L112 34L109 33L110 35L108 34V36H109L108 39H110V40H109V43H111V44H112V42H115V41L117 40L116 43H115L116 45H114L115 47H113V45H112V47H111V44H110V49H108V46H103V45H102L103 43L101 44V40L103 41V39H102L103 36H101V35H103V30H104L103 27H104V26L102 27L103 29L101 28V32L99 31L98 34H94V36L97 35V36H96V40H97V38H98V39H99L98 41H100L99 43H100L103 47L101 48V46H99L100 44L98 43V41H97V43H96V40L93 41V40L95 39V37L93 36V33H91L92 35L90 34V32H91V30H90L91 27H90V26H92V25H89V26H88V23H87V22H86L87 24L84 23L85 25L83 24V22H80V23L78 24L79 26L77 27V31H76V29L74 28V27H76L77 25H76V26L73 25L72 27L75 29L74 31L77 32V34H78V31H79V30H80L79 32H82L81 29H80V28H81L80 26H82V24H83V25H84L83 28H84V27L87 25V27L85 28V30L88 29V28H90V29H88V30H90V31H88V30L85 31L84 29H83V30H84V32H86L87 34H88V32H89V34L91 35V37L93 36L94 39L90 40V39H89V38H91L90 35H89V34L87 35L86 33L84 34L83 32H82V37L85 38L86 36H88V40L91 41L92 43H89V41L85 40V39H87V38H85V39H81V38H82L81 35H78V36L81 37V38L79 37V38H80V41H79V38H78L77 35H76V38H77V39L75 40V37H72V36H73V35L75 36L76 33H74V34L71 36L72 38H67V39H68V40L71 39V41H73V42H71V49H73V47H76L75 49H78V48L81 47V44H82V48L79 49L80 52H81V56H82L85 52H88V53L90 52V53H89V58H88V56L86 55V53L84 54L85 56L83 55L85 58H86V56H87V59H89V60H88L89 62L86 61V59H85L84 57H82V59H81V58H79L78 55H77V59H78V60L81 59V62H83V64H85V62H86L85 65H87V63H88V64L90 63V64L87 65V66L84 65L85 68L88 67V71H87V70H86V71L89 72V74H90V71H92L93 73H95L96 71H97V72H102V73H97V72H96L97 74H96V75L94 74L95 76H97V75L100 76V75H101L100 78L102 79V82L100 81V79H99L98 76H97L96 78H93V77H95V76H93V77H89V76H91V75H89V76H87V78H90V80H92V79H97V81H92V82H93V83H94V82H95V83H98V85H100V83H101V84H104L105 79L107 78L105 84H107V86H108V84H109L108 87L112 88V86H113L116 82H118L117 79H116V78H118V77H116V76H119V73H120V71H121V70H119V69H121L123 66H124L123 68H125V66H126L125 64L123 65V63H124V61H123L124 57H123L122 61L120 60V58H122V56H123V53L121 54L122 56H121V55L119 56L120 51H121V50H120L121 48H119V46H117V45L123 46L124 44H121V43L124 41V36L126 37V35H124V36L122 35V36H121L120 32L123 33V34L126 33L127 26H128V28L130 27L129 25L132 23V20L129 21V22H126V21H125V22H126V23H125V22H124L125 19H124L123 13H122V12H124V11L120 12L122 8L120 9L119 7H115V8H116V10H115V8H114V9H111L113 6H112L111 8H110ZM135 7H136V6H135ZM181 7H182V8H181ZM217 7H216V8H217ZM222 7H223V8H222ZM227 7L230 9L229 11L227 10ZM29 8H30V9H29ZM158 8H160L161 10L158 9ZM172 8H173V9H172ZM177 8H178V9H177ZM180 8H181V10H180ZM189 8H190V10H189ZM216 8H215V9H216ZM255 8H257V7H255ZM255 8H254V11L257 12L258 8H257V9H255ZM119 9H120V10H119ZM166 9H167V10H166ZM170 9H171V10H170ZM207 9H206V10H207ZM221 9H218V8H217V12H218L219 10H221ZM6 10H7V9H6ZM105 10H106V9H105ZM112 10H113V11H112ZM157 10H158V13L156 12ZM188 10H189V11H188ZM250 10H249L248 12H250ZM116 11H117V12H116ZM118 11L122 14V16H121V14H120ZM129 11H128V12H129ZM165 11H166V12H165ZM170 11H172L173 13L170 12ZM178 11H180V12H178ZM191 11H193V12H191ZM215 11H216V10H215ZM221 11H222V10H221ZM224 11H225V10H224ZM242 11L245 12V13H243V14H244V15L246 14L245 16H247L246 18H248V19L244 20V18H243V21H244V22H243V21H242V22L240 21V22H241V23H246V25H247V24H249V25H247V26L245 27V25L243 24V25H242L243 27L240 26V28H244V27H245V28H246L245 30H248V32L250 31V29H251V31H252V32L250 31L251 33H250V32L248 33L247 31H244V32H247V33H248V34H246V35H244V36H243L244 33H243V31H242L243 34L241 33V30L239 29V26H235V25H237V23H239V22L234 21V20H236V18L241 17V16H239V15H241ZM36 12H37V14H36ZM131 12H132V11H131ZM162 12H164L163 15H162V14L160 15V13H162ZM194 12H195V13H194ZM252 12H253V11H252ZM262 12L264 13V9H263ZM30 13H29V14H30ZM110 13H111V14H110ZM114 13H115L116 15H117V13H118L119 15H117V17H116V15H114ZM165 13H166V16L164 15ZM167 13H168V14H167ZM192 13H193V14H192ZM201 13H199V15H200ZM203 13H204V14H203ZM214 13H215V14H214ZM219 13H220V12H219ZM263 13H262V14H263ZM29 14H28V15H29ZM44 14H45V12H44ZM44 14H41V15L39 14V15L36 16V17H38V16H42V15H43V18H44V19H43L42 17H40V18H42V19H40V21L42 22V24H43L42 26H43V27L40 26L39 24H37V27H38V25L40 26L39 28L36 27V29H37V33H38V35L41 34V36H44V35H45V36H46V35H47V36H50V35H51V36H50L51 39H52V40H55V42H56V36H53V35H52L53 32H52L51 34H47V33L49 32L50 27L48 26V29H47V26L44 25V23H43V21H45V20L47 21V20H48L47 17H46V19H45V17H44V16L47 15V13H46L45 15H44ZM82 14H83V13H82ZM109 14H110V15H109ZM174 14H175V15H174ZM182 14H183V15H182ZM186 14H187V15H186ZM189 14H192V15L189 16ZM194 14H195V15H194ZM221 14H222V12H221ZM243 14H242V16H244ZM33 15L31 14V16H33ZM111 15H112V16H111ZM142 15L145 16V14H142ZM193 15H194V17H193ZM215 15L218 16V18H219V19H218L219 22L222 21L221 23H218V22H217L218 20H216L217 17H216ZM231 15H232V16H231ZM263 15H264V14H263ZM113 16H115L116 18H118V16H119V19H118V20H120V22H121L122 24L120 25V22L115 21L116 19H115V17H113ZM120 16H121V17H120ZM163 16L166 17L168 20H166V18H165L164 21H163V19L161 18V17H163ZM167 16H168V17H167ZM172 16H173V17H172ZM182 16H184L183 18H186V17H187V18L184 20V19L182 18ZM195 16H197V19L195 18ZM204 16H203V17H204ZM228 16H229V15H228ZM154 17H155V18H154ZM164 17H163V18H164ZM191 17H193V18H191ZM234 17H235V18H234ZM111 18H114V19H111ZM160 18H161L162 22H161ZM173 18H175V19H173ZM194 18H195L197 21H195ZM211 18H212V19H211ZM223 18H222V19H223ZM241 18H242V17H241ZM123 19H124V20H123ZM182 19H183V20H182ZM231 19H233V20H231ZM254 19H255V18L253 17V20H254ZM35 20H36L37 23L40 22L39 19H37V18H36ZM37 20H38V21H37ZM165 20L167 21V23H168V22H169V23L166 24V23H165V22H166ZM237 20H238V19H237ZM251 20H252V19H251ZM46 21H45V22H46ZM142 21L145 22L146 20L143 19ZM150 21H153V23H150ZM194 21H195L196 23H202V24H201L202 26H203L204 23L207 22V24H205V25H207L206 28H208L207 31L205 30L206 28H204V29L202 30V29L200 28L201 26L199 27L198 24H196V23H195V25H197V26L195 27V26H194ZM245 21H246V22H245ZM114 22H116L115 25H113ZM216 22H217V23H216ZM231 22H232L233 24H235V22H236V24L233 25L231 28L237 27V29L235 28L234 30L237 32V30L239 29V31H240L239 35L241 34V35H240L241 37H238V36H237V37H238V38H237V37H236V34L238 35V33L234 34L235 31L233 32V30H232L230 27L227 26V24H228V25L230 24V26H231V25H232ZM248 22H251V21L249 20ZM81 23H82V24H81ZM117 23H118L119 25H118ZM124 23H125V24H124ZM149 23H150V24H149ZM162 23H164V24H162ZM185 23H186V24H185ZM208 23H209L213 28L216 27L217 30H218L219 27H220V29H221V26L224 25V26H223V27H224V30L227 29L229 32H228L227 30H226V31H223V29H221V30L223 31V34H222V33H221V30L219 29V30H218L219 32L217 31V32H218V33H217L216 30H215V28H214V29H213V32H215L216 34H219V33L221 34V36L215 34L214 37H215V38L218 37V38H217L218 40H215V38L213 37V34H214V33L212 32V33H213V34H212V33L210 32V30H212V27H211ZM212 23H213V24H212ZM254 23H255V22H253V23L251 22L252 25H253ZM80 24H81V25H80ZM99 24H100V23H99ZM99 24H97V25H99ZM123 24H124V27H122ZM127 24H128V25H127ZM222 24H223V25H222ZM97 25H96V30H98V29H97V27H98ZM133 25H134V24H133ZM164 25H165V26H164ZM238 25H239V24H238ZM45 26H46V27H45ZM99 26H102V25L100 24ZM162 26H163L164 28H163ZM188 26H189V27H188ZM208 26H210V27H208ZM225 26H226V27H225ZM94 27H95V26H94ZM134 27H135V26H133V28H134ZM142 27H143V26H142ZM197 27H199V28H197ZM223 27H222V28H223ZM78 28H79V29H78ZM98 28H99V27H98ZM121 28H122V29H121ZM123 28H124V31H125V32L123 31ZM161 28H162V29H161ZM202 28H203V27H202ZM229 28H230L231 30H229ZM0 29H1V28H0ZM42 29H43V30H42ZM44 29H45V30H44ZM154 29H151V30L154 31ZM194 29H195V31H194ZM197 29H199V31H200L199 34H197V33L199 32ZM38 30H41V33L38 32ZM93 30L95 31V29L92 27V31H93ZM114 30H115L116 35H114ZM131 30H132V29L127 30V33L130 32ZM160 30H161V32H160ZM162 30H163V31H162ZM196 30H197V31H196ZM201 30H202V34H201ZM214 30H215V31H214ZM0 31H1V30H0ZM34 31H35V30H34ZM94 31H93V32H94ZM122 31H123V32H122ZM208 31L210 32L209 35H210L211 37H213V39H211L210 41L208 40V39L211 38L209 35H208L209 37H208V36H207V37L205 36L206 38H204V34L207 35V32H208ZM97 32H98V31H97ZM97 32H95V33H97ZM194 32H195V33H194ZM232 32H233V33H232ZM0 33H1V32H0ZM49 33H50V32H49ZM100 33H101V35H100ZM127 33H126V34H127ZM140 33H143V31L140 32ZM150 33L153 34L152 31H150ZM156 33H157V34H156ZM231 33H232V34H231ZM53 34H54V33H53ZM80 34H81V33H80ZM83 34H84V35H83ZM128 34H129V33H128ZM193 34H194V35H193ZM195 34H197V35H195ZM200 34L203 35V36H201ZM211 34H212V35H211ZM1 35H5V36H3V38H2ZM1 35H0V48H1L2 50L0 49V50H1V51H0V52H1L0 55H1V54H3V55L0 56V62L2 63V62H4V61L7 60V61H6L7 64L4 62V64L6 65V67H7V66H11L12 63H13L14 66H15V64L19 61V60L17 61V58L19 57L18 55H24V54H23L24 50L21 51V50H22V47H20V45H18V44H12L14 39H16V40L18 39V41H16V43H17V42L19 43V38H15L16 35L14 34V39L12 40V42L10 41V42L8 43V40H9V39H6V38H7L8 36H10V35H8V34L6 35V33H4V31H3V29H2V34H1ZM31 35H32V34H31ZM54 35H56V34H54ZM85 35H86V36H85ZM111 35H112V36H111ZM129 35H131V33H130ZM140 35H141V34H140ZM143 35L145 36V39H147V38H146V37H147L146 34L143 33L142 36H143ZM188 35H189V36H188ZM199 35H200V36H199ZM52 36H53V37H52ZM84 36H85V37H84ZM110 36H111V37H114V36H115V37H114V41L112 40V42H111V39H113V38H110ZM120 36L123 38V41L121 40V37H120ZM196 36H197V40H196ZM223 36H224V35H223ZM228 36H227V37H228ZM233 36H235V37H233ZM258 36H259V37H258ZM5 37H6V38H5ZM32 37H33V39H37V38H39V36L37 37V35H36V38H35L34 35H33ZM93 37H92V38H93ZM116 37H117V39H116ZM118 37H119V38H118ZM140 37H141V36H140ZM175 37H176V38H175ZM186 37H187V38H186ZM199 37H201V38H199ZM202 37H203V38H202ZM227 37H226V38H227ZM260 37H261V38H260ZM8 38H10V37H8ZM57 38H58L57 43H59V45L56 44V45H54V46H56V47L59 46V48L62 47V49L60 48L61 50H63L65 47H67V46H66L67 43L65 44V43L62 41L65 45L62 44V43H61V40H59L60 37H59L58 35H57ZM62 38H66V37L62 36ZM130 38H131V36H130ZM130 38L128 39L129 44H130V42H133V41H136V42H135V43H134V42L131 43V46H132V47L129 45V51H128L129 54H127V53H126V54H127V56H128L129 58H130V56H131V60L128 59V62H129V60H130L132 66H134V65H135V62L138 60L139 54H138L137 51H134V52H133V47H135V46H139V47L143 48V43H144L145 40H144L143 43H142V40L144 39V37H141V38H140L141 42H140V41H137V39L134 40L135 38L133 39V41H132V39H131V41H130ZM198 38H199V40H200V39H204V41L208 40L209 42L206 41V43H205V42H203V40H201L200 42H201L202 44L204 43V45H203L204 47H203L202 44H201V45H200V44L198 45V43H196V42L199 41ZM221 38H222V37H221ZM3 39H4V40H7L6 43L9 44V47H10V45H11L15 50H17L16 47H17L18 49H19V47H20L21 50H19V51H21L22 54H20L21 52H20V53L18 52L19 54H17V51L15 52V51H13V50H12L13 52H11V50H10V49H12L11 47H10V49H9V47L7 46V44H5V43H4V45L2 44V42H4ZM73 39H74V40H73ZM108 39H107V41H108ZM125 39H126V38H125ZM205 39H206V40H205ZM236 39H237V40H236ZM2 40H3V41H2ZM10 40H11V39H10ZM77 40L79 41V46H80V47H79V46H73V45H74L73 43H75L74 41H76L75 44L78 45ZM81 40H83V42L85 41V43H86V42L89 43V44H90V45L88 44L89 47H92L91 44H93V47L95 48V51H94L95 54H94L93 56H92V55L90 56V54H93V53H94V52H93L94 48L92 47L93 50H91V51H92V53H91V51L89 50L90 48H89V49H85V48H84V46H87V44H84ZM118 40H121V41H119V44H117ZM159 40H160V41H159ZM195 40H196V41H195ZM214 40H215V42H212V43H211V41H214ZM219 40H220V41H219ZM58 41H60V42H58ZM166 41H167V42H166ZM216 41H218V42H216ZM222 41H223V40H222ZM263 41H264V40H263ZM35 42H36V41H35ZM81 42H82V43H81ZM120 42H121V43H120ZM139 42L142 43V45L139 44ZM192 42H193L194 44H193ZM219 42H221V43H219ZM261 42H262V43H261ZM10 43H11V44H10ZM14 43H15V40H14ZM109 43H108V44H109ZM123 43H124V42H123ZM189 43H191V46H190ZM195 43H196L198 46H197ZM260 43H261V44H260ZM60 44H62V45L65 46V47H63L62 45L60 46ZM69 44H70V43L67 44V45H68V47H67L68 50L65 48V49L62 51V53L60 52V54H62L63 57H64V56H65V53H64V52H66L65 50H67V52H66V53H67V58H61V59H63V60L65 59L64 61L62 60L63 63H61V64H62L63 66H66L67 64H68V65L65 67L66 69H65L64 67L61 68V66H59V67H54L53 69L51 68L52 71H53V73H54L55 70L57 71L56 74L54 73V75L58 78V77H60L61 71L65 70V72L68 74L69 71H70L69 73L72 72V69H73V72H74L75 69H76L77 72H79V71L82 70L81 73H79V74H81V77L78 76L79 74H77L76 71H75L74 73L72 72V75L74 74V78H77V77H80V78H78V81H77V80H73V81H71V83H73V84H74V82H75V83L78 82V84H79V82L82 83V81H81V80H82V77H83V80L86 79V81H90L89 79L85 78V76H86L85 73L83 74V69H85V68L82 67L83 65H81V67H82L83 69L79 67L81 62L79 63L78 67L76 66V65H77V63H76V65H75L76 68H75L74 63H75L76 61L78 62V60H76V56H75V55H76L79 51L77 50V53H76V51H75V49H74V50H71V51H72V52H75V53H74V54L71 53V52L69 51V50H70V49H69V48H70ZM72 44H73V45H72ZM83 44H84V45H83ZM98 44H99V45H98ZM132 44H133V45H132ZM224 44H221V47H222V45H223V48H225V47H226V48H230V45L227 47V46H224ZM234 44H235V47L237 46L236 48H234ZM5 45H6V46H5ZM13 45H17V46L14 47ZM36 45L38 46V43H37ZM106 45H107V42H106ZM134 45H135V46H134ZM140 45H141V46H140ZM163 45H164V46H163ZM205 45H206V46H205ZM211 45H213V47H212ZM21 46H22V45H21ZM37 46H35L34 48H38ZM39 46H40V43H39ZM72 46H73V47H72ZM97 46H98V48H97ZM192 46H193V47H192ZM195 46H196V48H195ZM199 46H200V47H199ZM201 46H202L203 48H202ZM104 47H105V49H104ZM116 47H118V48H116ZM124 47H125V46L122 47V50H123ZM183 47H184V48H183ZM197 47L200 48V49H202V50H201V51H200V49L198 50ZM214 47H215V48H214ZM217 47H218V46H217ZM83 48H84L86 51H85ZM87 48H88V47H87ZM100 48H101V49H100ZM106 48H107V49H106ZM112 48H115V49H113V51H114V52L116 51V52H115V53H116V56H115V53H113L112 51H111L112 53L109 54V53H110L109 51L112 50ZM130 48H131V49H130ZM161 48H162V49H161ZM191 48H192V49H191ZM213 48H214V49H213ZM8 49H9V50H8ZM57 49H58V48H57ZM60 49H58L57 51H61ZM96 49L103 50V52H104L105 50H107L106 52H109V53H107V54H108V55H111V59H113V58H112V57H113V54H114V58H115V59H117V55H118L120 58L118 57L117 60H114V59L111 60V59H109V62H108V61H107L108 59H104V57L106 58V57H110V56L106 55V52H104V55H105V56H103V55H102V52H101L100 50L98 51V50H96ZM183 49H185V50H183ZM187 49H188V51H187ZM190 49H191V51H190ZM193 49H194V50H193ZM203 49H204V50H203ZM87 50H89V51H87ZM108 50H109V51H108ZM117 50H120V51H118V53H117ZM192 50H193V51L196 50V51H195L196 53H197V50H198V54L200 55V57L198 58L199 60L201 59V57H202V59H205L204 57H206L208 61L205 60L204 63H207V62H208L209 65L204 64L205 66H206V65H207V66H206V67H203L204 65L202 66L201 64H203L202 62H203L204 60L201 59V60H200L201 64H200V63H199V64H198V63L195 64V62L193 63V64H195V65L197 66V67H196L197 69H195V66H193V65L190 63V61L193 62V61L195 60V58H197L195 52H194L195 57H191L190 54H192V56H194ZM205 50H206V55L203 56L204 53H205V52H204ZM228 50H229V49H228ZM230 50H231V49H230ZM256 50H257V51H256ZM9 51H10L11 53H9ZM82 51H85V52L82 54ZM186 51H187L188 53H187ZM199 51L202 52L203 55H201V54L199 53ZM252 51H254L255 53H253ZM2 52H4V53H2ZM14 52H15V54H17L16 59H14V58H15V55H13ZM38 52H39L38 56H40L41 53H40V51H38ZM68 52H70V53L72 54V56H75V59H74L75 62H72V60H73L72 58H73V57L71 58V54L68 53ZM80 52H79V53H80ZM100 52H101V54H100ZM121 52H122V51H121ZM168 52H170V54H168ZM183 52L187 55V56H186L185 54H183L185 58H187L188 55H190V56L188 57V59H189L190 61H188V59H187L188 62H187V61L185 62V60L183 59L184 57H183V55H182ZM189 52H190V54H189ZM191 52H192V53H191ZM207 52H208V54H207ZM223 52L226 53V54H223ZM256 52H258V55H259V53H261V55L256 56V55H257ZM6 53H8V55H7ZM24 53H25L24 56H26V52H24ZM63 53H64V54H63ZM130 53H131V54H130ZM171 53L173 54L172 56H171ZM234 53H235V52H234ZM251 53H252V55H250ZM69 54H70V56H69L70 58L68 57ZM222 54L225 55V56H223ZM227 54H228V55H227ZM229 54H233V55H231V58H230V57H227V59H226V56H230ZM248 54H249V55H248ZM255 54H256V55H255ZM10 55H12V56L14 57L13 60L11 59L12 57H11V58L9 57ZM79 55H80V54H79ZM129 55H130V56H129ZM167 55H170V56H167ZM181 55H182V56H181ZM219 55H221V57H222V56L225 57L226 60H223V61H222L223 57H222V58L220 57V58H221V59H220V58L218 57ZM254 55H255V56H254ZM6 56H7L9 59H8V58L5 59ZM81 56H80V57H81ZM102 56H103V57H102ZM165 56H167V58H166ZM207 56H208V57H207ZM65 57H66V56H65ZM178 57L180 58V61H178V60H179ZM190 57H191L192 59H191ZM234 57H233V58H234ZM40 58H42V55L40 56ZM40 58L38 57L39 61H40ZM68 58H69V60H68ZM83 58H84L85 61L83 60ZM91 58H92V59H91ZM209 58H211L212 60L209 61V60H210ZM214 58H216V59L219 58V59H218V61L216 62V61H215L216 59H214ZM228 58H229V59H228ZM235 58H234V60H235ZM260 58H261V57H260ZM10 59H11V60H10ZM38 59H37L36 63H37V64H39L40 62L42 63V60H43V59H41L40 62L38 61ZM71 59H72V60H71ZM181 59H182V60H181ZM3 60H4V61H3ZM14 60L17 61V62H16V63L13 62ZM70 60H71V61H70ZM74 60H73V61H74ZM90 60H91V61H90ZM110 60H111V61H110ZM118 60H119V62H121V63L118 62L119 64H117L116 62H117ZM163 60H164V59H163ZM192 60H193V61H192ZM196 60H197V59H196ZM232 60H233V59H232ZM263 60H264V59H263ZM10 61H12V63H11ZM45 61L47 62V60H45ZM106 61H107L108 63H110V62H112V61H116V62H114V63L112 62L113 64L110 63V64L108 65V63H107ZM181 61H182V62L184 61L183 64H184V68L186 67V69L182 68L183 66L181 67V69H183V70H180V69H179V68H180V65L182 64ZM206 61H207V62H206ZM259 61H260V60H259ZM38 62H39V63H38ZM122 62H123V63H122ZM128 62L126 61V64H129V63H130V62H129V63H128ZM133 62H134V64H133ZM180 62H181V64H180ZM198 62H199V61H198ZM210 62H211V63H212V62H215L214 64H213V63H212V64L214 65V68L217 69V70L213 71L214 69L212 68L213 66H212V64H211ZM257 62H258V60H257ZM8 63H11V65H8ZM44 63H45V62H43V63L40 64V65L42 66ZM69 63H71V64L73 63V65H71V64H69ZM106 63H107V64H106ZM177 63H179V65H177ZM185 63H187V64H185ZM189 63H190V64H189ZM219 63H218V64H219ZM235 63H236V61H235ZM4 64L2 65V67L5 66ZM120 64L122 65V67H121ZM188 64H189V66H190V65L193 66V69H192L191 66H190L191 68H189V66H186V65H188ZM210 64H211V65H210ZM40 65H39L38 68L41 69ZM70 65H71V67H73V66H74V67H73V68H70ZM107 65H108V67H107ZM110 65H111V66H110ZM113 65L116 66V67H117L118 65H120V66H118V70H119V71H117L118 73L116 72L117 68H116V67H113ZM129 65H130V64H129ZM129 65H128V66H129ZM199 65H201L202 67L200 68ZM216 65H217V68H216ZM37 66H38V65H37ZM132 66H130L131 69L133 68ZM175 66H178V68H176V69H179V70L175 71V70H176V69H175ZM210 66H212V67L210 68ZM243 66H244L246 72H245V71H242V70H244ZM34 67H35V66H32V68H34ZM50 67H52V65H51ZM67 67H68V68H67ZM109 67H111V68H109ZM208 67H209L210 69H209ZM221 67H223V66H221ZM252 67H253V68H252ZM13 68H14V67L12 66V69H13ZM30 68H31V67H30ZM30 68H28V69L30 70ZM43 68H44V67H43ZM45 68H46V67H45ZM59 68H61V69H59ZM69 68H70V69H69ZM77 68H79V69H77ZM107 68H108V69H107ZM114 68H115L116 70H114ZM123 68H122V69H123ZM187 68L190 69V70H193V71L198 70V73H200L202 76H201V75H196V74H194L193 71H192V72H193V74H192V72H191L190 70H187ZM198 68L201 69L200 72H199V69H198ZM202 68H208L210 71H212V73H211V72H209V73H211V74L207 73L209 70H208V69H205V72L207 73V74H206L205 72H202ZM28 69H27V70H28ZM34 69H36V70H35V71H36V76L33 77V79L35 80V78H36L37 82H36V80H35V81L33 80V81L36 82L37 84L34 83V82H31V81H30V80L32 79L31 75H29V76L31 77V79H30V77H29L26 81H27L28 83H29V81L31 82V83H30V84H31V87H32V85H33V88H39V89H37L36 91H34L33 94H35V95H38V94H39V96H40V94H41V95H44V94L41 93V92H44V91H42V90H43V89H47V88H48V85H49V88H50V89H53V88H54V89H55L54 91L51 90V92H50V91L48 90V89H49V88H48V89H47L48 92H47V91L44 92V93H45L44 97L47 96L46 98L50 99V97H51L52 94H53L52 92H56V83H55V82H52V80L47 81V80L45 79V75H44V72H46L45 69H44L45 71H44L43 69H41V70L44 71V72L42 71L43 73H42V72H41V73L38 72V71H40V69H39V70H37V68H34ZM34 69H33V70H34ZM51 69L48 68V70H51ZM67 69H69V70H67ZM80 69H81V70H80ZM125 69H126V68H125ZM127 69H129V68L127 67ZM194 69H195V70H194ZM78 70H79V71H78ZM89 70H90V71H89ZM113 70H114V71H113ZM185 70H187V71H185ZM203 70H204V69H203ZM207 70H208V71H207ZM30 71H31V70H30ZM35 71H33V72H35ZM84 71H85V70H84ZM94 71H95V72H94ZM124 71H125V70H124ZM180 71H181L182 73H183V71H185V73L182 74ZM33 72H32V73H33ZM37 72H38L39 74H38ZM87 72H86V74H87ZM92 72H91V73H92ZM115 72H116V73H115ZM179 72H180V76H179L178 78H180V79L176 78V77H177V74H178ZM186 72H188V73L190 72L191 75H192L193 77H191V75H189L188 73H187V75H186ZM196 72H197V71H196ZM220 72H221V71H220ZM249 72H250V71H249ZM75 73L77 74V77H75V76H76ZM204 73H205V75H203ZM240 73H238V74L240 75ZM28 74H30V73L28 72ZM41 74H42V75H41ZM58 74H59V75H58ZM82 74H83L84 76H83ZM102 74H103V75H102ZM181 74H182L183 76H182ZM221 74H222V73H221ZM247 74H249V73H246V74H245L246 77H248ZM256 74H262V73H256ZM34 75H35V73L33 74V76H34ZM39 75H40V76H39ZM92 75H93V74H92ZM170 75H171V76H170ZM194 75H195V76H194ZM243 75H242V76H243ZM41 76H43L42 79H41ZM67 76H68V75H67ZM70 76H71V74H69V77H70ZM102 76H103L104 78H103ZM173 76H174V77H173ZM181 76H182V77H181ZM184 76H187V77L185 78ZM188 76H190L191 78H189ZM207 76H206L205 79H207ZM213 76H215V75H213ZM217 76H218V75H217ZM0 77H1V76H0ZM183 77L185 78V80H184ZM209 77H208V79H209ZM215 77H216V76H215ZM215 77H211V78H215ZM219 77L221 78L222 76H220V74H219V76L216 77V78H219ZM243 77H244V76H243ZM243 77L241 78V80H243ZM246 77H245V78H246ZM258 77H259V75H258ZM260 77H262V76H260ZM260 77H259V78H260ZM74 78H73V79H74ZM91 78H92V79H91ZM181 78H182V79H181ZM197 78H196V79H197ZM220 78H219V79H220ZM245 78H244V80H245ZM1 79H3V78H1ZM29 79H30V80H29ZM40 79H41V80H40ZM79 79H81V80H79ZM162 79L164 80V78H161V80H162ZM166 79L164 80L166 83L164 82V84H163V82H162L163 85L167 84L168 80H166ZM170 79H169V80H170ZM177 79H178L179 81H177ZM186 79H187V80H186ZM219 79H217V80H219ZM246 79H247V78H246ZM256 79H257V78H256ZM262 79H264V78H262ZM42 80H43V81H42ZM98 80H99V81H98ZM103 80H104V81H103ZM163 80H162V81H163ZM180 80H182V81H180ZM192 80H193V79H192ZM213 80H214V79H209V80H207V81L212 82ZM232 80H235V79H232ZM6 81H7V80H6ZM6 81L4 80V82H2L3 85L6 84ZM109 81H110V82H109ZM170 81H171V83H172V80H170ZM170 81H169V83H170ZM173 81H174V80H173ZM193 81H196V82H197V80H195V78H194ZM207 81H205V82L207 83ZM257 81H258V80H254V83L252 82V86H253V88H255V89L258 87V86L256 85ZM43 82H44V83H43ZM92 82H91V85L93 84ZM99 82H100V83H99ZM114 82H115V83H114ZM175 82L172 83L173 85L170 84V85H171V86L169 87L170 89H172L174 86H176V85H174ZM179 82H180V83H179ZM196 82H193V84L196 83ZM210 82H209V84H208V83L206 84V87H207V88H209V87L211 86V85H210V84H211ZM213 82H214V81H213ZM213 82H212V83H213ZM198 83H200L202 87H200V84H198ZM198 83H196V85H198L199 88L204 89V88H203V87H204V86H203V83L200 82V81H198ZM0 84H1V81H0ZM30 84H29V85H30ZM39 84H40V85H39ZM73 84H70V86H71V85L73 86ZM78 84H77V85H78ZM82 84L84 85V87H86V88L88 89V88H89V85H88V84H90V82H88V84H87V82L82 83ZM82 84H80V86L78 85V88H79V87L81 88V85H82ZM85 84H87V86H86ZM184 84H188L187 88H185L186 85H184ZM189 84H190V85H189ZM35 85H36V86H35ZM41 85H42V86H41ZM43 85H44V86H43ZM53 85H55V86H53ZM77 85L74 84V87H71L73 90H71V88H70V86H69V88H70V91H69V92H71V93L69 94L70 97H71V95H74V96H72V97L70 98V100H71L72 98L75 97L74 100H72V102H74V103L76 104V102H75V101H76V98L79 97L80 99H78V98H77V99L80 100L81 103H84V102H82L83 99H81L82 96L84 95L83 98H85L87 95L90 96V94H86V96H85V93H87L88 91H89V92H90V91H93V90H87V91H86V89H84L83 92H85V91H86V92L83 94L82 89H83L84 87H82V88L79 89V90H78V88L75 89L76 92H74V88H76ZM83 85H82V86H83ZM91 85H90V86H91ZM95 85H97V84H95ZM95 85H92L90 88L94 87ZM163 85H162V86H163ZM168 85H169V84H168ZM168 85H167V86H168ZM196 85H195V88H197ZM204 85H205V83H204ZM208 85H209V87H208ZM75 86H76V87H75ZM101 86L104 87L103 85H100L99 88H100ZM44 87H45V88H44ZM51 87H53V88H51ZM96 87H97V86H95V88H96ZM102 87H101V89H100V92L102 93V95L99 96V95H100V92H99V94L97 93L98 96H99V98H100V97L103 98V97H105V96H108V97L111 98V95L108 94V93H110V92H108V93L106 92V89H108V87L105 86V88H106L105 90H102V89H104V88H102ZM171 87H172V88H171ZM42 88H43V89H42ZM95 88H92V89L95 90ZM97 88H98V87H97ZM179 88H180V87L178 86L177 89H179ZM199 88H197V90H198ZM207 88H205V89H207ZM0 89H1V90H0V93H1V92H2V87H1V86H0ZM112 89H113V88H112ZM174 89H176V88H174ZM174 89L171 90V92L173 91L172 94L175 93V91H176V90H174ZM202 89H201V90H202ZM34 90H35V89H34ZM77 90H78V94H77ZM97 90H99V89H97ZM199 90H200V89H199ZM72 91L74 92V94H72V93H73ZM79 91H81L80 94H82V95L79 94ZM108 91H109V90H108ZM110 91H111V93L113 92V90H110ZM177 91H179V90H177ZM35 92H36V93H35ZM37 92H38V93H37ZM46 92H47V93H46ZM93 92H94V91H93ZM103 92H105V93H107V94L104 95L105 93L103 94ZM48 93H51V94H48ZM75 93H76L78 96H77ZM185 93H187V92L185 91ZM2 94H5V95L2 96ZM46 94H48V95H46ZM54 94H55V95H54ZM54 94H53V96H52L51 98L54 99V100H55V99H58V98H57L58 96H56V93H54ZM94 94H95V92H94ZM94 94H93V95H94ZM8 95H9V98H8ZM12 95H13V94H12ZM12 95H11L10 93L8 94V93H4V92H3V93H1L2 98L0 97V99L2 100L3 97L5 98V97L7 96L5 100L8 101L9 99H11L10 96H12ZM79 95H80V96H79ZM103 95H104V96H103ZM13 96H14V95H13ZM13 96H12V99H11V100H13ZM48 96H50V97H48ZM89 96H87V97H89ZM98 96L96 95V98H97ZM87 97H86V99H87ZM94 97H95V95H94ZM108 97H106V99H109V100H110V98H108ZM7 98H8V99H7ZM96 98H95V100H96ZM101 98H100V99H101ZM89 99L91 100V98H89ZM89 99H87V100L90 101ZM104 99H105V98H104ZM104 99H103V100H104ZM111 99H112V98H111ZM11 100H9V101H11ZM50 100H51V99H50ZM50 100H48V101H49V107H50V106H52V107H50L49 109H47V110L44 112V114H45L46 116L48 115L47 118L44 117L45 115H43L44 119H45V120H46V119L49 120L50 118H48V117L53 116V119H52V117H51L52 120L50 119V121L52 122V125H51V122H50V121H49V123H50L51 127H53L54 124L56 125V126H54L55 128L58 126V128H56V129H58V131L56 130L57 133H60V134H61V132H62V134H64V133H67V132H70V131H71V132L68 134V136H67V134H65V135H66V136H65V139H64V138H63V139H60V142L63 140L61 143H63L64 140H66V138H69V137H70V135H71V133H72V130H73V131L75 130V125L78 126V129H83L82 126H84V124H85V125H88V126L91 125L92 121L90 120V118H91V111H92V110H90V109L92 108V105H91V103H89L88 101H85V104L88 103V104L91 106V108H89L90 106H89V105H86V107H88L89 109H86L85 107L79 106L81 103H80L79 105H78V104L76 105V106H78V108L75 106V104H73V106H72V104H71L72 102L70 101V102H71V103H70L71 105H70V107H69L68 109H66V111H65V106H66V105L61 106L59 100L56 101V104H57V105H56L55 102L53 103L52 100H51V101H50ZM54 100H53V101H54ZM78 100H77V101H78ZM98 100H99V99H97V102L99 103L101 100H100V101H98ZM103 100L101 101L102 103H104V101L106 102V100H104V101H103ZM110 101H111V100H110ZM110 101L106 102L105 104L108 106V105L111 103ZM5 102H6V101H4V102L0 101V106L2 105L1 108L3 107V105H4ZM50 102H51V103H50ZM58 102H59V103H58ZM78 102H79V101H78ZM86 102H87V103H86ZM52 103H53V105H50V104H52ZM85 104H84V105H85ZM111 104H112V103H111ZM111 104L109 105V107H111ZM58 105H59V106H58ZM82 105H83V104H82ZM84 105H83V106H84ZM95 105H96V106H99L98 104H94V106H95ZM103 105H104V104H102V105L100 104L99 107H103ZM94 106H93V107H94ZM71 107H72V108H71ZM73 107H74V109H73ZM75 107H76V108H75ZM104 107H105V106H104ZM1 108H0V109H1ZM62 108H64L63 111H62ZM105 108L108 109V107H105ZM258 108H259V109H262V108H264V105H259ZM70 109H71V110H70ZM72 109H73L74 111H73ZM76 109L78 110V111H77L78 115H77V114L74 115L72 112H71V113L73 114V116L71 115V113H70L71 116L68 115L69 112H68L67 110L73 111V112L75 113V110H76ZM1 110L4 111L3 108H2ZM1 110H0V113H2V115H0V116H1V117H0V120H2V121H0V122H2V123H0V126H1V125H2V126H1L0 128H1V129L3 128L4 131H3V132L0 131V133L2 132V134H0V145H1V148H0V159H1V160H2V159L4 160V158H5V159H10V160H12V158H13V156H14V158H16V160H17V161H15L16 164L19 165L20 163H22L23 161H25L24 158H25V156H26L27 154H28V155L31 154V153H27V154L25 155V154H24V152L26 151L25 149H28V148H26V146H22V145H21V144L24 145V143H25V140H24V134H23V133H24L23 131L25 130V128H24V126H22V125L20 124V125L23 127V128L21 127V130L24 129L23 131H20L19 129H16V128L19 126V123H18L17 126H16V124H15L16 127H15L14 125H12V126L15 127V128H14V127L12 128V131H13V133H12L11 128H9V127H11V122H10V125H8V124H9V119H7L8 121H6V117H4V119H3V115H7V116H8L9 112H8V114H6V113H7L6 110H5V112H3V111H1ZM110 110H111V108H110ZM86 111H87L88 113L90 112V114H88ZM67 112H68V113H67ZM4 113H5V114H4ZM63 113H64V114H63ZM57 114H58V115H57ZM61 114H62V115H61ZM59 115H61V116H59ZM40 116H41V117H40V118H41V119H40V122H41V121H42V114H41ZM77 116H78V117H77ZM38 117H39V116H37L36 118L38 119ZM33 118H35V117H33ZM78 118L81 119V120L79 121ZM38 120H39V119H38ZM38 120H37V121H38ZM34 121H36V120L33 119V122H34ZM77 121H78V122H77ZM7 122H8V124H7ZM40 122L38 121V123H40ZM53 122H54V124H53ZM5 123H6L7 127H6ZM14 123H16V122H14ZM36 123H37V122H36ZM68 123H69V124H68ZM12 124H13V123H12ZM32 124H33L34 126H33ZM63 124H64V126H63ZM72 124H73V125H72ZM81 124H82V126L80 127ZM31 125H32V127H33L32 130H33L34 128H35V130H36L35 122H34V123H31ZM68 125H69V127H68ZM94 126H96V125H94ZM67 127H68V128H67ZM73 127H74V128H73ZM130 127H131V130L133 129L132 131H135V130H136L135 127H132V126H130ZM130 127H129V129H130ZM18 128H19V127H18ZM69 128H70V129H69ZM85 128H86V126H85ZM85 128H84V129H85ZM102 128H103V127H102ZM1 129H0V130H1ZM53 129H54V128H53ZM53 129H52V131H53ZM78 129H77V127H76V130H75V131L80 132L81 130L79 131ZM84 129H83L82 131H84ZM99 129H100V128H99ZM99 129H95V132H97V131L100 132ZM16 130H17V131H20V132H17ZM35 130H33V131H35ZM131 130H130V131H131ZM10 131H11V132H10ZM14 131H15L16 133H15ZM54 131H55V129H54ZM59 131H60V132H59ZM64 131H65V132H64ZM66 131H67V132H66ZM75 131H74V132H75ZM5 132H6V133H5ZM8 132H9V133H8ZM21 132H23V133H22V134H19V133H21ZM3 133H5L6 135L3 134ZM7 133H8V135H7ZM11 133H12V135H11ZM17 133H18L19 135H21V136L23 135V139H22L21 136H20V137H19V135L17 136ZM76 133H77V132H76ZM175 133H176V132H175ZM175 133L173 132V134H175ZM15 134H16V135H15ZM1 135H2V136H1ZM10 135H11V136H10ZM72 135H73V134H72ZM72 135H71V136H72ZM4 136H7L8 138H7V137H4ZM126 136H127L126 138H121L119 142H131V144H130L129 146L132 147V148H133V147H136V145L139 144L140 136H138V137H139L138 142H137V136H136V140H135V136H133L132 134H131L130 136H128V134H126ZM172 136H173V135H172ZM18 137H19V139H18ZM174 137H175V135H174L171 139H172V140H174V139L178 140V137H177V138H176V137L174 138ZM4 138L6 139L5 141H7V142H5V143H4V141H3ZM173 138H174V139H173ZM1 139H2V140H1ZM15 139H16V143H17V141H18L19 144H18V143H17V144L15 143ZM21 140H22V142H21ZM134 140H135V142H134ZM1 141H2L3 143H1ZM23 141H24V143H23ZM60 142L58 141L57 143L61 144ZM173 142H175L176 144H178L177 141H175V140H174ZM6 143H7V145H6ZM195 143H196V142H195ZM195 143L192 142V143H191L192 145L190 144V146H191V147H190V151H192L193 149L196 150V149H195L196 145H197V146H200V145H198L199 143H196V144H195ZM120 144H121V143H120ZM164 144H165V143H161V146L157 147V151H158L157 156L161 158L160 161H162V159L164 160V159H165L164 155H166V154H165V147H164ZM25 145H26V143H25ZM162 145H163V146H162ZM237 145L240 146V144H239L238 142H237ZM6 146H7V147H6ZM177 146H178V145H177ZM239 146H237V147H239ZM18 147H19V148H18ZM21 147H22V148H21ZM23 147H24V149H23ZM201 147H202V144H201ZM240 147H241V146H240ZM240 147H239L238 149H240ZM117 148H119V146H116V145H114L113 147H110L109 149H107L106 146H102V147H101V150H102V151L105 150L104 153H102V154L100 155V158H98L97 160L94 159V160H96V161H98V162H102V163H103L102 165H104V167H105V168H104V171H105L106 173H109V175H112V176H114V175H116V174H118V173L121 174V173L123 172V170L125 171L124 174H126L127 171H128V173H130L131 171H130V170H127V169L125 170L124 167H127L129 163H131V164L136 163V161H134V160H130V161H132V162H134V163H132V162L129 161L128 164H127V166H126L127 156H128L129 153H128L127 151L122 152V150H120V149H119L120 151H118V150H116ZM196 148H198V147H196ZM3 149H4V150H3ZM19 149H20V151H18ZM5 150H7V151L4 152ZM21 150H25V151H21ZM107 150L110 152V153L107 152L108 155L105 154V152H106ZM202 150H204L203 147H202ZM13 151H15V153H17V155H16L17 157L15 156V153L13 154ZM82 151H84L85 154L88 153V154H87L88 156H90V154H91V153L89 154L88 150H82ZM240 151H241V149H240ZM19 152H20V153H19ZM21 152H22V154H21ZM27 152H28V150H27ZM126 152H127V153H126ZM9 153H10V155H9ZM25 153H26V152H25ZM12 154H13V155H12ZM23 154H24V156H23ZM21 155H22L23 157H21ZM28 155H27L26 157L29 158V159H26V160H30L29 162H31L32 159H30V157H28ZM237 155L239 156V157L237 158V162L240 163V170H239V172H238V178H237V179H238V180H242V181H244L245 178H248V177H246L248 174H247L245 171L242 170L243 168L241 169V166H242L241 164H242V161H243V157H242V155L240 154V152H239V154H237ZM5 156H6V157H5ZM9 156H10V157H9ZM29 156H30V155H29ZM149 157H150V158H149ZM14 158H13V160H15ZM18 158H19V159H18ZM22 158H23V159H22ZM89 158H90V157H89ZM148 158H149V160L152 159L151 156H148ZM29 162L25 161V164L27 163V165H28ZM136 164H137V163H136ZM136 164H135V165H136ZM27 165H26V166H27ZM29 165H30V164H29ZM29 165H28V169L30 168ZM33 168H34V167L32 166L31 169H33ZM127 168H129V166H128ZM129 169H131V168H129ZM29 171H30V169H29ZM29 171H27V172H29ZM121 171H122V172H121ZM25 172H26V170H25ZM128 173H127V174H128ZM243 173H244V174H243ZM127 174H126V175H127ZM239 174H240V175H239ZM242 174H243V175H242ZM112 176H111L112 182L110 181L112 185H113V183H114V185H115V183H118L119 185H122V187L125 188V191L128 192L129 196H130V195H134V194H136V193H135L136 191L134 190V187H132L129 183H125V182H122V181L120 182L118 179H115L114 177L112 178ZM128 176H129V175H128ZM128 176H127V177H128ZM115 177H116V176H115ZM244 177H245V178H244ZM247 180H248V179H246L244 182L247 183V182L249 181V180H248V181H247ZM99 185H100V184H99ZM114 185H113V186H114ZM169 185H170V187L168 186V184L166 185V187L168 186L169 189H168V187L165 188V189L167 190L166 192H168V193H163L162 196L160 195L161 197L166 196L167 194H169V192H170V194H171V191L173 190V183H171V184H169ZM100 186H101V185H100ZM103 187H105V186H103ZM103 187H102V188H103ZM171 187H172V189H171ZM103 189H104V192L101 191V192L99 193L102 197H104V196H105V193L107 192V191L105 190V188H103ZM170 189H171V191H170ZM168 190H169V191H168ZM106 194H107V193H106ZM165 194H166V195H165ZM170 194H169V195H170ZM107 195H108V194H107ZM160 196H159V199H160ZM166 197H168V195H167ZM216 200H217V199H216ZM216 200H215V199H214L213 201H212V200H209L208 202H210V203H215ZM114 203H115V202H114ZM114 203H113V204H114ZM113 204H112V205H113ZM0 205H1V204H0ZM116 205H117V204H116ZM4 206H5V205H2V206H1V214H2L1 216H2V217L0 216V224H2V225L0 226V229H1V227H2V228L4 227L3 229H4V230L6 229V231H8V232H7L8 234L6 233V231L4 232L3 229H1V231H3V232H0V234L2 235V233H4V234H3L4 237H5V235L7 234L8 236L6 235V238H7V237L10 238V236H11V241H9V240H10V239H9L8 242H7V245H6V239H4V237L0 236L2 239H4V240L0 239V255H1V257H2V259H0V263L2 264V261H3L4 258H5V261L7 260L6 262H9V263H10V262H11L10 260H11V258L13 257V259H12V264H16V262L19 263V260H20V257H21V253H20V251H19L20 254H15V253L18 251V250L16 249V247L19 246V243H20V242H17V239H19V241H20V238H21V235H20V238H19V233H20V231H19V230H16V229H17L16 227H17V226L20 227L22 224L24 225V223H25V222H24V219H23V221H21V218H23L24 211H20V209H17V211L15 210V211H16V214H15V211H14V210L11 211V210H9V208H8V210H7V207H4ZM110 206H111V205H110ZM113 206H115V204H114ZM117 207H118V206H117ZM4 208H5L6 210H5ZM111 209L113 210V212L116 213L117 208H114V207L112 208V206H111V207H110V210H111ZM114 209H116V210L114 211ZM3 210L5 211L4 214H3ZM112 210H111V212H112ZM8 211H9V212H8ZM10 212H11V214L14 213L15 215H14V214L11 215ZM113 212H112V213H113ZM237 213H238V212H237ZM113 214H114V213H113ZM240 214H241V213H240ZM237 215H238V218H237V219L240 220V221L238 222V223H239V224H238V223H237L238 220L236 219V220H237L236 223H237V226H239L240 228H237L236 231H228V230H227L226 232H222V237H221L222 239L220 238V236H218V234H216V233L213 232V231H214L213 228H209V229L205 232V234H204V237H203V238L206 240V243H209V244H210V243H211V239H212V242H215V241H216V242H217V241L219 242V243L217 242V243H218L217 245H216V242H215V244L213 243L214 245H216V246L218 247V248H216V247L213 245V248H214V249H215V248H216V249H219V250H216V251L218 252V254H217L216 251H213L212 246H211V249H210V254L213 255V254L215 253V256H213V258H212V255L210 256V257L212 258V261L214 262V264H217L218 262H219V264H248L247 260H246V261H243V259H241V258L239 257V255H237V253H236V255H237V256H236V255H233L234 253L231 251V248H234L235 245L238 244V243H240L241 241H245V242L249 245V247L255 248L256 250L258 249V251H259V249H260V250H263V247H264V233H260V232L257 230V228H255L256 225L254 224L255 226H253V225H252L253 222L251 223V221H250L249 219H248V221H247V219H246L247 216H245L246 214H244L242 217H241L242 214H241V215L237 214ZM24 216H25V215H24ZM239 216H240L241 218L245 217V218H244V219H246V220H244L245 224H244V222H243V219H242V221H241V218H240ZM11 218H12V219H11ZM10 219H11L12 221H11ZM1 220H2V221H1ZM6 221H7V223H6ZM246 221H247V222H246ZM249 221H250V223H249ZM20 222H21V223H20ZM22 222H23V223H22ZM234 222H235L234 220H232V219L230 220V218H228V219L224 222L223 225H225V228L228 229V228L232 227L233 225H235ZM240 222H242V224H241ZM8 223H9V224H8ZM19 223H20L21 225H19ZM250 224H251V225H250ZM4 225H5V226H4ZM6 225H7V226H6ZM23 225H22L21 228H23ZM242 225H243V226H242ZM14 227H15V228H14ZM21 228H19V229L22 230ZM242 228H244V230H241ZM254 228H255V229H254ZM211 229H212V230H211ZM239 229H240V230H239ZM9 230H10L11 232H9ZM237 230H238V231H237ZM18 231H19V232H18ZM207 232H208V235H207ZM211 232H212V234L214 233L213 235H214L215 237H214L212 234L209 235ZM10 233H11V234H10ZM17 234H18V235H17ZM17 236H18V238H17ZM210 236H211V237H210ZM207 237L210 238V241H209V239H207ZM212 237H213V238H216V240L213 239ZM217 237H219V238L221 239V241H219V238H217ZM217 239H218V240H217ZM3 241H5V245H3V243H4ZM10 242H11V243L14 242V243L12 244V246H11V243H10ZM21 242H23V243H20V244H22V245L25 244L24 241L21 240ZM8 244H9V245H8ZM17 244H18V245H17ZM22 245H20V246H22ZM226 245H227V246H226ZM3 246H4V247H3ZM10 246H11L12 248H10ZM5 247H7V248H5ZM22 247H23V246H22ZM4 248L7 249V252L11 251V252L8 253V254L11 255V257H10V255L8 256V254L6 255L7 252H6V250L4 251ZM8 248H10L11 250L8 249ZM20 248H21V247H20ZM20 248H19V249H20ZM20 250H22V249H20ZM211 252H212V253H211ZM234 252H236V251H234ZM12 253H13L14 255H12ZM19 255H20V256H19ZM217 255H218V258H215V259H216V260L218 259V260H220V261H217V262L215 263L216 260L214 259V257H217ZM6 256H7V257H6ZM219 256H220V257H219ZM240 256H241V255H240ZM237 257L240 258V259H238ZM241 257H242V256H241ZM6 258H7V259H6ZM17 259H18V261H16ZM1 260H2V261H1ZM6 262L3 261V264H4V263L6 264ZM13 262H15V263H13Z\"/></svg>",
  "mask_w": 264,
  "mask_h": 264
}]
</instances>
